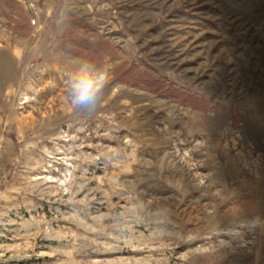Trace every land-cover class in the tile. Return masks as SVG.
<instances>
[{
  "label": "rangeland",
  "instance_id": "obj_1",
  "mask_svg": "<svg viewBox=\"0 0 264 264\" xmlns=\"http://www.w3.org/2000/svg\"><path fill=\"white\" fill-rule=\"evenodd\" d=\"M0 264H264V0H0Z\"/></svg>",
  "mask_w": 264,
  "mask_h": 264
},
{
  "label": "clouds",
  "instance_id": "obj_2",
  "mask_svg": "<svg viewBox=\"0 0 264 264\" xmlns=\"http://www.w3.org/2000/svg\"><path fill=\"white\" fill-rule=\"evenodd\" d=\"M112 79L110 64L102 62L98 66L94 61L81 59L66 82V99L76 112L91 116L104 103V93Z\"/></svg>",
  "mask_w": 264,
  "mask_h": 264
}]
</instances>
